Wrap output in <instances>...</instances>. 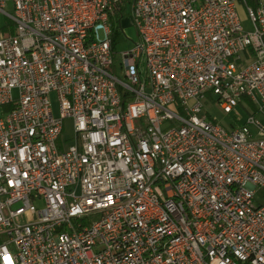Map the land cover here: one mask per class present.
Returning a JSON list of instances; mask_svg holds the SVG:
<instances>
[{
  "label": "built area",
  "instance_id": "built-area-1",
  "mask_svg": "<svg viewBox=\"0 0 264 264\" xmlns=\"http://www.w3.org/2000/svg\"><path fill=\"white\" fill-rule=\"evenodd\" d=\"M122 5L0 0V264H264V0Z\"/></svg>",
  "mask_w": 264,
  "mask_h": 264
},
{
  "label": "rangeland",
  "instance_id": "rangeland-1",
  "mask_svg": "<svg viewBox=\"0 0 264 264\" xmlns=\"http://www.w3.org/2000/svg\"><path fill=\"white\" fill-rule=\"evenodd\" d=\"M130 6L131 5H129V7ZM7 11L11 13L10 5L7 6ZM239 18L243 29L247 31L250 30V22L243 11L239 12ZM7 22H9V19L3 16L2 14H0V28ZM121 25L124 34V39L122 42L116 45L114 51V61L116 63L120 61L119 54L121 52L130 50L133 47L134 43L137 41V31L134 25L131 23V19L128 15H125L123 17ZM203 104H204V110L205 112H207L208 116L211 119H213L218 125L225 128H229L230 126H232L231 125L232 123L237 124L244 122L248 115L247 111L245 109H242L241 107H238L234 111L236 112V115H234V112L230 115H225L217 106V104H215L210 98L205 99ZM70 136H71L70 124L65 123V129L62 137L63 139H68L70 138Z\"/></svg>",
  "mask_w": 264,
  "mask_h": 264
},
{
  "label": "trees",
  "instance_id": "trees-1",
  "mask_svg": "<svg viewBox=\"0 0 264 264\" xmlns=\"http://www.w3.org/2000/svg\"><path fill=\"white\" fill-rule=\"evenodd\" d=\"M131 2L132 0H123V5L121 7V10L117 13L116 19L113 20V22L111 23V48L113 55L116 45L122 42L124 39V34L119 19H123V17L127 15L129 10V5L131 4ZM13 31H14V24L10 21L4 24L0 28V34L4 37L12 34ZM243 100L245 105L249 108V111H247V113L256 115L257 114L256 107L248 99H243Z\"/></svg>",
  "mask_w": 264,
  "mask_h": 264
},
{
  "label": "bare ground",
  "instance_id": "bare-ground-1",
  "mask_svg": "<svg viewBox=\"0 0 264 264\" xmlns=\"http://www.w3.org/2000/svg\"><path fill=\"white\" fill-rule=\"evenodd\" d=\"M103 14H110V3H102Z\"/></svg>",
  "mask_w": 264,
  "mask_h": 264
}]
</instances>
